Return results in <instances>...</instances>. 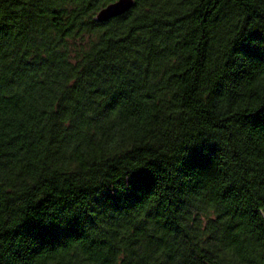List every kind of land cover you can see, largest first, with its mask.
Returning <instances> with one entry per match:
<instances>
[{
    "label": "trees",
    "instance_id": "trees-1",
    "mask_svg": "<svg viewBox=\"0 0 264 264\" xmlns=\"http://www.w3.org/2000/svg\"><path fill=\"white\" fill-rule=\"evenodd\" d=\"M0 0V264L264 252V0Z\"/></svg>",
    "mask_w": 264,
    "mask_h": 264
},
{
    "label": "clouds",
    "instance_id": "clouds-1",
    "mask_svg": "<svg viewBox=\"0 0 264 264\" xmlns=\"http://www.w3.org/2000/svg\"><path fill=\"white\" fill-rule=\"evenodd\" d=\"M245 100L254 104L257 109L264 107V71L258 70L251 81L244 85ZM227 255L230 264H264V252L252 248L249 252L238 250L232 246L222 248L220 257Z\"/></svg>",
    "mask_w": 264,
    "mask_h": 264
},
{
    "label": "water",
    "instance_id": "water-1",
    "mask_svg": "<svg viewBox=\"0 0 264 264\" xmlns=\"http://www.w3.org/2000/svg\"><path fill=\"white\" fill-rule=\"evenodd\" d=\"M135 6L134 0H117L102 8L95 16L97 23H106L111 19L117 18Z\"/></svg>",
    "mask_w": 264,
    "mask_h": 264
}]
</instances>
